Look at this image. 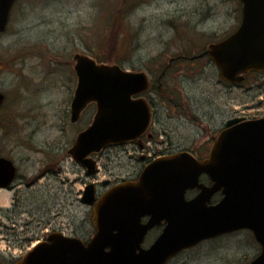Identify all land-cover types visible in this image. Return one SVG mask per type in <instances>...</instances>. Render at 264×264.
I'll use <instances>...</instances> for the list:
<instances>
[{
  "label": "rangeland",
  "instance_id": "374dc122",
  "mask_svg": "<svg viewBox=\"0 0 264 264\" xmlns=\"http://www.w3.org/2000/svg\"><path fill=\"white\" fill-rule=\"evenodd\" d=\"M13 8L7 31L0 34V92L7 96L0 112V157L12 159L28 182L34 173V192L19 181L17 193L0 189V255L5 257L1 264H9L6 259L27 252L30 244L51 233L91 238L92 211L80 201L85 184L95 179L116 182L136 166L129 154L116 149L96 159L98 173L91 177L72 159L70 148L96 112L94 104L89 105L77 122L70 121L77 83L74 54L126 70L158 71L156 65L162 61L158 53L165 46L159 36L166 31V22L203 20L206 28L228 33L238 25L241 4L239 0H18ZM113 25H119L115 33ZM189 35V40L168 43L167 51L196 53L214 41L203 34ZM204 70L199 66L182 81H176L175 74L173 83L176 91L181 87L185 91L180 96L196 100L206 111L208 101L216 110L222 98L209 85L216 73ZM259 96L264 97V89L231 88L229 114L256 117L261 108L253 103ZM221 119L216 117L209 127ZM174 129L176 137L189 144L193 137L189 128ZM45 170L49 171L42 175ZM5 210H15L17 216L12 221L5 218ZM27 238L26 245L20 243ZM258 252L251 234L240 231L202 242L168 264H246Z\"/></svg>",
  "mask_w": 264,
  "mask_h": 264
},
{
  "label": "water",
  "instance_id": "95a60500",
  "mask_svg": "<svg viewBox=\"0 0 264 264\" xmlns=\"http://www.w3.org/2000/svg\"><path fill=\"white\" fill-rule=\"evenodd\" d=\"M16 0H0V33L6 30ZM242 19L225 40L209 46L211 60L226 81L264 71V0H240ZM77 86L71 102V122L90 103L96 105L91 125L70 149L72 158L88 174L95 170L89 156L110 145L127 143L148 127L146 102L133 96L144 92L143 72L118 65L97 64L84 54L73 57ZM4 95L0 93V107ZM206 175L211 185L199 183ZM16 168L0 157V188L14 180ZM200 192L187 200L185 193ZM223 197L209 205L214 193ZM82 203L92 206L94 236L84 244L78 238L53 233L34 246L18 264H166L182 250L201 241L248 229L261 245L249 264H264V118L232 119L214 141L210 155L198 161L188 153L164 157L148 165L136 182L109 189L98 200L92 184ZM150 216L147 223L141 218ZM165 227L149 248L142 243L149 229Z\"/></svg>",
  "mask_w": 264,
  "mask_h": 264
},
{
  "label": "flooded vegetation",
  "instance_id": "af4514ba",
  "mask_svg": "<svg viewBox=\"0 0 264 264\" xmlns=\"http://www.w3.org/2000/svg\"><path fill=\"white\" fill-rule=\"evenodd\" d=\"M239 14L240 19L238 25L234 30L228 33L226 31L220 30L219 28L217 29V31L206 28V26L203 25V20H183L174 18L175 21H172L173 19H170L169 22L171 23L168 24L166 22L167 29L163 34L159 36L160 43L165 44V46L162 51L158 53V58L162 59L160 64L156 65V67H159L158 71L152 69V67H148L145 71H143L148 79L147 89L141 95V97L148 105L150 111L151 118L148 129L139 138L129 143L110 146L102 152L92 156V158L96 161V159L108 154V152L117 149L125 151L127 154H129V158L136 162V166L133 170L128 171L127 175H125V178H117V181L115 180L116 182L106 180L99 183L96 179L93 182H89L93 183L94 185L96 199L118 183L126 181H136L141 175L144 168L155 159L185 152L190 154L197 160L202 161L209 156L214 141L216 140L219 133L226 129L227 122L235 118L250 120L264 117V97H257V100L253 103V106L255 105L257 106V108H261V112L256 113V117H247L246 114L232 117L229 114V107L227 102L231 92V88H245L246 92H262L264 89V72L247 73L244 75L243 82L231 84L221 77L219 70L214 66V63L212 62L210 53L208 51V48L211 44L226 39L238 28L241 22V8ZM177 17L179 18V16ZM189 34H192V37L199 36L198 34H203L201 37H205L204 35H207L208 37H210V40L214 41L210 42L208 46L202 49L200 48L199 52L196 53L181 51V49L177 54L167 51L168 43H176L177 41L189 40ZM199 66H201V69L205 68L203 72L211 71V73L213 74L214 72L216 73L215 81H209V85L212 88H215V91H217V95L222 98V106H217L216 110H214V104L207 101V103L209 104V110L206 111L196 100H191V98L189 99L188 97H183V95L180 96L179 93H183L185 91L182 90V87L181 89L176 91V88L174 86V77L177 76L176 81H182L187 78L189 80L190 77L195 74L196 71H198ZM4 95L6 102L7 96L6 94ZM254 98L256 97L254 96ZM5 102L3 103L0 112L3 109ZM220 110L221 113L219 112ZM220 115L222 116V119L219 124L215 125L214 128H210L209 123L214 124V120ZM210 118L212 119L211 122ZM216 126L217 128H215ZM178 127L179 129L189 128L190 132L193 135L191 139L188 138V140H191L189 144H183V142H181L180 139L176 137L175 133L177 132L174 128ZM32 150L34 153V145ZM15 166L17 170L16 177L13 184L6 188V190H11L17 193V190L19 188L17 183L19 181L21 185L23 184L24 186H27L34 192V173L32 174L31 180L28 182L24 175L20 173L21 171L19 166H17L16 164ZM48 171L45 170L42 175H45ZM97 173L98 169L91 177H96ZM200 182L205 184L206 186L210 185V182L205 175H202L200 177ZM87 184H85V187ZM198 193L199 190L197 189L187 190L185 193V197L189 200L195 197ZM81 195H83V191L81 192ZM221 197V192L215 193L211 198L210 204H216L221 199ZM14 199L16 200L17 197L14 196ZM2 215L12 221V218H15L17 216V212L15 210L13 212L5 210L2 212ZM149 219L150 216H144L141 222L146 223ZM163 227L164 223L162 222L160 225L154 226L153 228L148 230L142 246L145 248L149 247L162 232ZM6 228H8V225H6ZM94 233L95 229H93V234ZM249 233L251 234V232ZM46 239L47 238H45V240ZM28 240V238L23 239L20 241V243H24L26 245V241ZM88 240L82 239L84 243H86ZM253 240L259 249L258 254L255 256L257 257L261 252V246L255 241L254 238ZM30 245L31 246L27 247V252L34 249V242ZM27 252L21 254L16 258L6 259L7 263H18ZM1 258L5 259V257H2L0 255V259Z\"/></svg>",
  "mask_w": 264,
  "mask_h": 264
},
{
  "label": "trees",
  "instance_id": "16d2710c",
  "mask_svg": "<svg viewBox=\"0 0 264 264\" xmlns=\"http://www.w3.org/2000/svg\"><path fill=\"white\" fill-rule=\"evenodd\" d=\"M117 14H118V13H117ZM119 16H120V15H119ZM114 18L118 19L117 16H115ZM118 26H119V25H113V26H112V30L114 31V33L118 31ZM97 61L100 62V63L102 62V61H100V60H97Z\"/></svg>",
  "mask_w": 264,
  "mask_h": 264
}]
</instances>
